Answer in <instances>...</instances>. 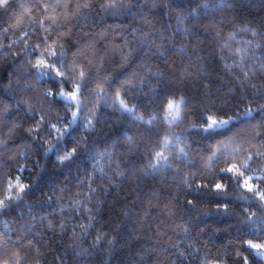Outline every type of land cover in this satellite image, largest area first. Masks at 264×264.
I'll use <instances>...</instances> for the list:
<instances>
[{"label":"trees","instance_id":"1","mask_svg":"<svg viewBox=\"0 0 264 264\" xmlns=\"http://www.w3.org/2000/svg\"><path fill=\"white\" fill-rule=\"evenodd\" d=\"M245 27L257 35L239 31ZM48 45L58 53L62 46L67 63L90 77L83 115L62 146L77 137L87 143L63 167L53 154L43 170L23 174L36 179L13 213L0 215V258L18 250L29 264H111L125 234L152 264H244V257L261 264L243 241L264 235V201L218 169L248 162L246 175L264 190V0H9L0 6V166L35 147L26 129L40 115L44 127L66 115L45 94L58 82L29 63ZM98 85L105 90L99 97ZM117 92L136 116H155L153 125L121 112ZM180 97L187 101L183 119L169 125L166 98ZM249 107L259 112L250 123L200 129L206 109L227 118ZM33 135L40 139L39 131ZM156 151L171 167L148 170ZM35 158L44 161L42 152ZM217 182L224 192L213 190ZM7 194L5 185L0 199ZM76 200L84 203L74 208Z\"/></svg>","mask_w":264,"mask_h":264},{"label":"snow or ice","instance_id":"2","mask_svg":"<svg viewBox=\"0 0 264 264\" xmlns=\"http://www.w3.org/2000/svg\"><path fill=\"white\" fill-rule=\"evenodd\" d=\"M9 3V0H0V6H7ZM87 5H85L86 7ZM41 7L47 8L48 5L42 4ZM106 8L114 9L116 7L115 3H108L105 5ZM192 13L190 12L189 15ZM54 22V21H53ZM45 31H48V29H45ZM239 31H249L252 32V35L255 37L257 33L253 31L251 28L245 27L242 29H239ZM28 33H24V36L27 37ZM235 33L231 34L230 39L233 38ZM48 37H43V40L47 41ZM247 44L251 45L252 42L248 41ZM259 47V45H257ZM40 45H35L33 48V51L39 50ZM39 55L41 58L36 59L34 63L29 61L31 66L38 72L39 74L43 76H50L52 79L56 80L58 82V86L56 89H49L45 94L47 96H51L53 98L60 97L62 101L68 106L69 114H70V121L68 123H65L63 120H60L61 123L58 126L55 123H49L48 128L51 129V131L55 132L57 134V138L63 136L64 131L71 125L78 122L80 117L83 115L81 112V96L83 95L82 88L88 83V80L90 77H86L85 71L83 68L79 65L73 66L69 65L67 63V60L63 57L65 56L63 47L61 46L59 49V53L56 49L52 48L51 45H48L44 52H40ZM48 57H52L53 59L50 61ZM124 59H127L124 57ZM262 68H264V65H261ZM246 75V74H245ZM106 82V81H105ZM67 83L69 85L68 90H65L63 85ZM104 88L97 86L96 94L99 97L101 94L104 93ZM116 105L119 107L121 112L128 113L132 115L135 119L141 121L144 125L152 126L156 117L152 116V118L145 120L143 116H136L134 109L129 108L127 103L120 97V93H116ZM166 111L164 118L166 119L167 123L169 125L172 124H178L182 121V113L187 107V101L180 97L178 100L175 98H166ZM75 109V110H72ZM211 110L206 109L201 113V119L204 121V126L200 127L204 132H208L209 130H217V129H226L229 126L233 125L237 122H248L250 123L252 120L256 119V116L259 115V112L257 110H254L252 108H245L244 111L240 114H237L235 116H228L227 118L217 116L215 114H208ZM259 111L264 112V105L259 106ZM243 118V119H242ZM39 120L43 121L44 116L40 115ZM59 120V117H57ZM61 124H63V128L61 127ZM87 126H92V120L88 119ZM29 132H38L39 131V125L36 124L33 128L28 130ZM131 139V138H128ZM6 143V142H5ZM170 146V142L167 139V137L164 139L163 147L164 149H168ZM52 145L49 144V148L51 149ZM76 151V148H73L71 151H66L65 154L61 157H58V159L66 160L69 159L72 156V153ZM178 151L181 153V155H185L184 149L180 148ZM261 155L257 153V157ZM156 163L149 164L148 170L150 172H155L158 170V165H161V162L163 163L164 167H171L170 164L167 163L168 157L164 154V151H156L154 153ZM249 161H253V158L251 155L248 157ZM254 162V161H253ZM252 169L249 167L248 162H245L243 165L237 164V163H229V165L226 168L218 169L220 172H226L233 176H235L237 180V184L239 187L245 190L246 193L251 194V199L257 200V201H264V190L260 188L259 183H254V177L246 175V172L251 171ZM143 171V170H142ZM147 174V172H146ZM206 186V185H205ZM213 190L217 193H222L226 189V185L222 182H217L213 186ZM26 188V185L23 184L19 177L15 179V182L12 180L8 181L7 184V192L8 194L4 196L3 199H0V212H3L4 209H6L9 206V203L15 198H19V194L22 193ZM90 192L95 191L94 189H89ZM249 197L245 195L244 193H241V199H248ZM51 199V198H49ZM90 199L89 197H86L85 200ZM7 201V203H6ZM81 203H84V201L76 200L73 201V207L79 208V205ZM188 203H192V201H188ZM219 207V205L217 206ZM225 208H227V205H224ZM63 210V209H62ZM85 211H91V209H84ZM264 211V208L261 209ZM254 215V214H252ZM250 218V217H249ZM43 219V217H42ZM51 222L49 223V227H51ZM257 241L260 242H254L252 239H248L243 241L244 244H246L247 249L251 250V252L261 261V264H264V235L255 234L254 235ZM183 255V253H181ZM7 264H21L20 260V253L19 251H12L11 255L6 258ZM247 257H244V264H247Z\"/></svg>","mask_w":264,"mask_h":264},{"label":"clouds","instance_id":"3","mask_svg":"<svg viewBox=\"0 0 264 264\" xmlns=\"http://www.w3.org/2000/svg\"><path fill=\"white\" fill-rule=\"evenodd\" d=\"M84 89H85V92L87 93L88 92V85L87 84L84 86ZM57 100H59L63 104V107L60 108V111H62L66 114L63 117L58 116L59 120L66 121L65 123H68L70 121L71 117L69 114L68 106L65 103H63L62 99L57 96V97L51 99L50 103H52L53 105H56ZM84 107L86 108V105ZM83 110L84 109L81 108L82 113H83ZM44 122H45V116H44L43 121L38 119L36 122V124L39 125L40 139H36V137L33 135L34 132L28 131L29 129H31L33 127L30 126L26 129V132L28 133V137L32 141V144L35 145V147L33 148V147L29 146L27 151H20L18 159L10 158L11 159L10 165L6 164L4 166H0V189H3L4 186L8 184L9 180L16 179L17 177H19L20 180H21V177H23V182L22 181L21 182L26 185L25 190L19 194V198L18 199L14 198L9 203V206L6 209H4L3 212H0V215H4V214L11 215L13 213V211H12L13 205L19 203L20 201H22L24 199L25 194L27 193V191L32 186V183L35 181L36 176H33L32 179L29 180L28 176L23 175L26 171L28 173H31L33 171V166H35L39 170H43L44 162H46L48 157L50 155H53V154H54L55 165L58 167H63L65 164L72 161L73 158L76 157L78 155V153L81 152V149H83V145L85 143H87V141L84 140L82 137L81 138L77 137L71 147L62 146V141H63L65 135L78 122L75 124H71L64 131L63 136H61L59 138H57V134L55 132L51 131L50 128L43 126ZM79 124H80L81 128H84L85 131H87L89 133V135H92L96 132V129L94 127L85 128L82 121H79ZM61 127L63 128V124H61ZM53 133H55V135H53ZM49 144L52 145L51 149L49 148ZM73 148H76V151L72 153V156L69 159H66V160L58 159V157L63 156L66 151H71ZM88 150L89 149H86L83 151L89 156V161H90L93 158V151H88ZM38 152H42L43 157H44V161H41L40 159L35 158ZM8 167H14L15 171L17 173H19L20 175H14L13 176V175L8 174L5 170ZM37 175H38V172H37ZM189 204H191V203H189ZM20 260H21V264H29V257H28L26 252L24 254L20 255ZM0 264H7L6 258H0ZM32 264H39V261L34 260V261H32ZM247 264H250V261L247 260Z\"/></svg>","mask_w":264,"mask_h":264},{"label":"rangeland","instance_id":"4","mask_svg":"<svg viewBox=\"0 0 264 264\" xmlns=\"http://www.w3.org/2000/svg\"><path fill=\"white\" fill-rule=\"evenodd\" d=\"M111 264H152L144 257L129 238L123 234ZM212 264H224L217 261Z\"/></svg>","mask_w":264,"mask_h":264}]
</instances>
